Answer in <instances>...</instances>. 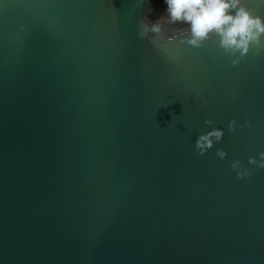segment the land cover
<instances>
[{"label": "water", "instance_id": "obj_1", "mask_svg": "<svg viewBox=\"0 0 264 264\" xmlns=\"http://www.w3.org/2000/svg\"><path fill=\"white\" fill-rule=\"evenodd\" d=\"M165 7L0 0V264H264V47L140 38Z\"/></svg>", "mask_w": 264, "mask_h": 264}, {"label": "clouds", "instance_id": "obj_2", "mask_svg": "<svg viewBox=\"0 0 264 264\" xmlns=\"http://www.w3.org/2000/svg\"><path fill=\"white\" fill-rule=\"evenodd\" d=\"M264 4V0H258ZM165 15L154 21H149L147 16L142 18L140 38L159 36L164 25L181 24L185 27L173 31L167 37L169 42L175 37H181V43L192 48H201L211 37L219 38V48L229 57L233 66L245 57L250 50L258 53L264 47V17L254 12L247 6V0H163ZM154 43L153 40L150 41ZM205 125L212 121L205 120ZM235 121H230L228 128L231 131ZM224 132L213 128L205 134L199 135L195 140V149L203 156L211 150L214 143L219 142ZM215 155L223 160L227 153L217 149ZM259 159L248 158V164L264 168V152L258 154ZM231 170L236 172L237 178L243 179L251 173L247 168H242L239 160L231 162Z\"/></svg>", "mask_w": 264, "mask_h": 264}]
</instances>
